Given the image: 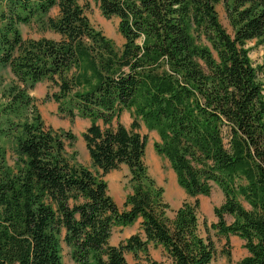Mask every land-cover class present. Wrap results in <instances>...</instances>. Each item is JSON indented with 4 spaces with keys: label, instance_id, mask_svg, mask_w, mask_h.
Segmentation results:
<instances>
[{
    "label": "trees",
    "instance_id": "trees-1",
    "mask_svg": "<svg viewBox=\"0 0 264 264\" xmlns=\"http://www.w3.org/2000/svg\"><path fill=\"white\" fill-rule=\"evenodd\" d=\"M96 2L117 18L119 47L78 0H0V67L13 75L2 109L28 113L15 126L12 165L0 146V264H62V244L76 264H209V226L243 241L236 264H264V60L253 65L245 47L264 44V0ZM33 22L59 38H24L19 26ZM42 80L56 88L47 97L60 113L89 119L81 137L93 170L69 154L71 131L42 121L29 95ZM125 110L128 128L118 121ZM140 125L156 132L154 151L195 198L171 218L144 164ZM122 166L130 192L118 206L103 177ZM213 185L223 200L203 234L197 197ZM136 222L138 232L110 244L115 228ZM150 246L166 261L151 258Z\"/></svg>",
    "mask_w": 264,
    "mask_h": 264
},
{
    "label": "rangeland",
    "instance_id": "rangeland-1",
    "mask_svg": "<svg viewBox=\"0 0 264 264\" xmlns=\"http://www.w3.org/2000/svg\"><path fill=\"white\" fill-rule=\"evenodd\" d=\"M78 2L85 6L86 16L92 26L100 30L102 34L109 38L115 47H119L123 39L117 29V18H105L97 5L96 0H78ZM218 19L225 30L231 33V28L227 20L226 13L222 4L216 6ZM57 14V9L50 11L51 16ZM19 30L22 36L26 39H39L41 37L58 39L59 35L50 31L41 29L36 23L28 25H20ZM245 47L248 50L249 58L253 65L261 64L264 60V44L259 43L257 40H249L246 42ZM13 75L8 67H0V146H2L6 153V160L8 165L13 164V148L15 146V137L19 129L15 128L16 123L24 120V110L19 115L7 114L3 111L5 104L6 89L9 87ZM56 88L47 80L39 81L35 84L34 88L30 90L29 95L35 98V104L39 111V115L46 126L54 129L62 128L71 131L76 139L71 148H68L69 154L74 152V159L76 162L81 163L91 168V163L85 148V143L81 137V133L89 125V119L80 117L78 115L69 118L64 113H60L57 109V102L51 99L50 96ZM118 121L125 127H129L131 122L130 112L125 110L119 116ZM115 124V120L113 121ZM140 134L146 136V146L144 154V164L147 168L148 174L155 181V184L163 189V200L168 204L167 209L168 217H173L174 211L183 202H193L195 198L189 197L177 185L174 173L168 161L161 155L157 154L153 148V142L158 140L157 134L153 130H147L143 125L139 128ZM93 170V167H92ZM107 184V191L118 206H121L126 194L130 192L129 174L125 166L118 170L107 173L104 177ZM199 209L197 212L200 228L203 234L205 229L203 223L210 225L216 222V217L213 213V208L220 205L223 200L221 191L213 185L209 195L198 196ZM245 205V204H244ZM227 223L232 221L229 215H225ZM138 222L131 226L124 228H115L113 231L110 242L118 244L126 237L138 232ZM209 235L215 242L217 253L209 264H236L243 256L247 254L246 249L243 247V241L235 235L224 237L216 233L214 229L209 226ZM69 249L62 244L61 249V263L62 264H76L69 257ZM229 253V257L226 253ZM151 258L157 261H166L164 252L161 247H149ZM125 258L129 263L135 260L130 253L125 254Z\"/></svg>",
    "mask_w": 264,
    "mask_h": 264
},
{
    "label": "crops",
    "instance_id": "crops-1",
    "mask_svg": "<svg viewBox=\"0 0 264 264\" xmlns=\"http://www.w3.org/2000/svg\"><path fill=\"white\" fill-rule=\"evenodd\" d=\"M111 238V237H110ZM127 238V237H126ZM109 242H110V239H109ZM110 244H112L111 242H110ZM114 245H116V244H114Z\"/></svg>",
    "mask_w": 264,
    "mask_h": 264
}]
</instances>
